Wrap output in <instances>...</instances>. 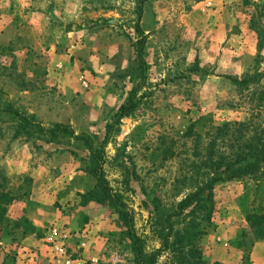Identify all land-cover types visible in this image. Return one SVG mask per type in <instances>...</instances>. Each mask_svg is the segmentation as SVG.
<instances>
[{
    "label": "rangeland",
    "instance_id": "1",
    "mask_svg": "<svg viewBox=\"0 0 264 264\" xmlns=\"http://www.w3.org/2000/svg\"><path fill=\"white\" fill-rule=\"evenodd\" d=\"M138 3L0 0V101L98 145L132 95L138 110L104 144L107 178L119 189V166H128L123 192L135 235L145 251H159L158 264H177L163 249L158 215L202 183L211 151L231 160L264 148V0H144L140 12ZM202 116L208 120L189 134ZM87 165L79 142L27 139L0 115V197L8 201L0 264H135L113 209L80 205L79 194L95 184ZM213 193L196 243L203 260L264 264V239L246 220L264 215V164L217 182ZM170 219L175 229L185 223L184 215Z\"/></svg>",
    "mask_w": 264,
    "mask_h": 264
},
{
    "label": "trees",
    "instance_id": "2",
    "mask_svg": "<svg viewBox=\"0 0 264 264\" xmlns=\"http://www.w3.org/2000/svg\"><path fill=\"white\" fill-rule=\"evenodd\" d=\"M144 0H139V12ZM140 17V16H139ZM140 32L139 28L136 29ZM143 40H137L134 44L137 58L141 56V44ZM142 65L140 69H142ZM231 81L237 86L246 85L249 79L238 80L230 77ZM139 103L136 102L132 95L127 101L119 106L112 115L113 120L105 124V139L98 145H95L92 137L87 135L76 136L69 125L62 123H52L48 127L41 125L33 116H29L17 107L14 103L8 100L0 101V115H7L10 119L16 122L17 134H22L30 140H41L47 143H57L61 140H75L84 146L87 152L88 165L86 173L95 180L94 186L85 193L80 195V205L86 206L88 203H96L108 205L117 214L120 227L123 229L121 235L127 239L129 248L133 253V261L135 264H158L159 251H145L143 240L135 235L133 229V216L125 208V197L123 191L130 190L129 187V168L125 163L119 166L121 171L122 185L119 189L113 188L107 178L106 167L108 160L105 158L104 144L108 135L113 129L118 130L120 120L132 116L139 108ZM208 120L206 117H199L195 123L191 124L188 133H192L195 127H202L203 122ZM212 125H210L211 127ZM213 127V126H212ZM211 127V128H212ZM225 130H226V126ZM222 128H217V135H221ZM214 128V127H213ZM214 146V142L211 144ZM212 148V147H210ZM212 150V149H211ZM208 162V173L202 183L195 187L193 193L187 195L177 206L172 213L159 214V219L162 218L161 229L159 233L165 229L167 233L163 238V249L170 250L177 264H220L218 262L206 263L202 258V253L198 249L196 243L202 234L200 228L201 221H209L214 206V186L217 182L229 181L233 179H241L246 176L253 175L259 167L264 164V148L255 149L249 147L248 150L237 152L233 155V159H227L222 155L215 157L211 151ZM108 168V167H107ZM5 197H0V222L4 221L6 209L2 204H6ZM184 215L185 223L180 228H174V222L171 221L173 216ZM164 217V218H163ZM187 217L189 218L188 220ZM253 231L256 239H264V215L252 213L246 219ZM182 221V222H183ZM17 225V224H16ZM15 225V226H16ZM27 228L24 227L23 230ZM159 235V234H158ZM160 236V235H159ZM171 238V242H169ZM166 264V260L165 263Z\"/></svg>",
    "mask_w": 264,
    "mask_h": 264
},
{
    "label": "built area",
    "instance_id": "3",
    "mask_svg": "<svg viewBox=\"0 0 264 264\" xmlns=\"http://www.w3.org/2000/svg\"><path fill=\"white\" fill-rule=\"evenodd\" d=\"M57 250H58L59 252H62V249H60V248H57ZM67 263H69V261H68Z\"/></svg>",
    "mask_w": 264,
    "mask_h": 264
}]
</instances>
